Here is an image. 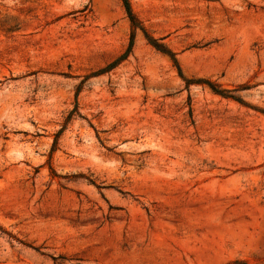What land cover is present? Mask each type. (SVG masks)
I'll return each instance as SVG.
<instances>
[{
    "label": "rangeland",
    "instance_id": "1",
    "mask_svg": "<svg viewBox=\"0 0 264 264\" xmlns=\"http://www.w3.org/2000/svg\"><path fill=\"white\" fill-rule=\"evenodd\" d=\"M130 3L0 0V264H264V0Z\"/></svg>",
    "mask_w": 264,
    "mask_h": 264
},
{
    "label": "trees",
    "instance_id": "2",
    "mask_svg": "<svg viewBox=\"0 0 264 264\" xmlns=\"http://www.w3.org/2000/svg\"><path fill=\"white\" fill-rule=\"evenodd\" d=\"M122 2H123V5H124V8H125V10H126V12L128 14V17L130 19V22H131L132 27L133 28L141 27L143 29L142 26H139L140 25L139 24L140 22H139L137 16L135 15V13L132 10L130 0H122ZM149 40H150V43L153 46H155V48L158 49L159 51L164 52V53H171V52H169V50L167 49V47L165 46V44L162 43V42H160L158 39H156V38H149ZM133 45H134V34L131 36L128 50L121 57L127 56L128 53L131 51ZM171 55H173V54H171ZM172 57H173L174 61L177 63V65L179 66L178 61L175 58V56H172ZM215 91H219V90H216L215 89Z\"/></svg>",
    "mask_w": 264,
    "mask_h": 264
}]
</instances>
